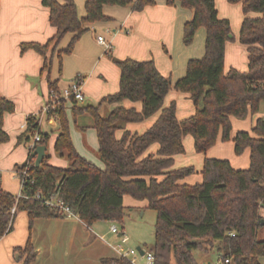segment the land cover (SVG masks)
<instances>
[{"label": "trees", "instance_id": "1", "mask_svg": "<svg viewBox=\"0 0 264 264\" xmlns=\"http://www.w3.org/2000/svg\"><path fill=\"white\" fill-rule=\"evenodd\" d=\"M242 5L244 19L240 29V42L248 52L249 67L246 72L236 70L224 73L225 49L230 39L231 26L220 18L215 0H166L193 12L184 25L183 42L190 45L200 28L206 31L205 54L191 59L186 74L174 84L163 76L154 61L115 60L120 68V89L103 101L110 103L130 100L142 102V111L135 108H116L107 116L100 114L101 105L79 106L73 101L72 114L77 123L84 114L91 116L99 144L101 169L83 158L75 149L70 135L65 103L49 113L60 123L55 151L67 157L69 167L60 168L49 163L46 155L39 167L33 152L38 145L48 142L49 134L40 130V119L27 118L26 144L36 133L40 142L29 150L27 161L17 170L28 167L29 177L17 197L2 188L0 181V239L13 230L18 212H26L29 231L37 218L65 217L58 208H52L34 199L41 190L47 197L56 194L87 226L97 222H119L124 217V196L146 201L157 212L155 264H199L194 251L208 254L216 248L222 255L221 264H261L264 257V239L259 232L264 229V117L258 118L252 134L237 132L234 138L235 153L240 155L250 149L247 169H235L224 159H204L200 174L201 183L186 184L183 180L197 173L194 166L174 169V157L184 152L183 137L194 138L195 149L206 153L214 146L219 131L227 141L231 132V117L244 118L249 110L254 114L264 103V0H227ZM155 4L154 0H87L85 16L80 18L74 0H43L50 10V22L57 29L51 44L44 46L24 44L22 50H54L65 35L73 38L68 46L58 52L62 56L72 53L75 43L88 30V25L107 21L103 7L132 6L141 11ZM49 64L46 63L45 67ZM51 65V64H50ZM57 90L56 83H49ZM175 89L190 95L196 111L182 121L177 119L176 106L162 107L165 96ZM14 104L0 97V145L9 140L3 129L5 113H11ZM161 109L156 122L143 134L125 131L121 138L116 133L121 123L141 122ZM153 144H158L156 154L144 156ZM15 207V214L11 213ZM234 234V235H232ZM22 264H32L37 257L31 235L23 247L14 249ZM102 264H131L125 258H103Z\"/></svg>", "mask_w": 264, "mask_h": 264}, {"label": "crops", "instance_id": "2", "mask_svg": "<svg viewBox=\"0 0 264 264\" xmlns=\"http://www.w3.org/2000/svg\"><path fill=\"white\" fill-rule=\"evenodd\" d=\"M86 1L74 0L80 18L86 14ZM154 1L155 4L157 2V5L147 6L141 11H134L132 6L105 5L103 13L108 20L89 24L88 30L75 43L72 53L63 55L60 64L58 52L68 46L73 38L71 33L64 36L56 50L52 46L42 53L32 48L26 51L22 50L24 44L33 43L40 46L51 44V40L57 33V29L50 22V10L43 5V0H0V97L12 102L15 107L13 112L5 113L3 118V129L9 135V140L0 145V181L5 191L12 192L10 180L18 178L11 172L22 166L29 157L30 151L26 144V138L31 134L27 132V118L39 112L48 101L50 82L56 83L58 91H62L70 85L76 76H83L84 102L92 106L100 104V114L103 117L119 107L135 108L141 112L142 105L139 107L127 99L118 103L103 101L108 96L116 94L120 89L121 72L115 60H152L158 71L171 79L174 84L186 74L189 60L202 56V49L198 48L197 52L188 49L184 53L186 57L182 58L183 55H181L178 60V70L174 65L173 55L169 58L172 64L169 62L163 51L167 53L168 50H172V39L177 32L178 38L183 41L184 25L192 18L193 13L185 10L179 4L170 6L166 0ZM197 35L201 36L203 44L206 38L205 29L200 28ZM97 36H104L111 42L112 49L109 53H105L104 48L98 44ZM152 36H157V38L164 36V40L160 39L156 43L154 39H151ZM189 47L191 48V46ZM158 55H162L161 59ZM46 63L49 64L47 67H45ZM66 104L71 133L74 132L72 130L74 127V133L79 140L82 138L84 141L83 136L89 141L95 142L96 139L99 150L97 133L92 127L93 120H86L87 123L77 120L76 123L72 114L73 103L66 102ZM260 106L264 111V103H261ZM156 120L152 121L149 118L143 123L149 129ZM41 122L42 120L40 125ZM72 123L74 124L72 125ZM140 124L128 122L123 127V123H121L120 129L116 133L117 138H121L125 131L134 134L138 131ZM40 130L42 133L48 134L45 130L42 131L41 126ZM77 131L80 134L79 132L77 134ZM54 136L50 137L48 144L45 145L47 147L46 155L50 157ZM74 147L83 158L89 159L81 142L80 146H77L75 142ZM95 165L101 169L104 168L103 163L102 166L99 163ZM231 165L236 169L232 163ZM200 171L197 172L193 183L190 184L202 182ZM188 178L190 176L186 179ZM19 214L22 218H19L16 223L18 214L16 215L13 230L0 239V264H22L20 259L13 258V254L15 248L23 247L28 241L24 220L27 218L28 225L29 220L26 212ZM261 214L264 216V210ZM101 223L104 222L87 226L78 218H37L30 231L33 245L37 251L36 260L32 264H102L103 258H118L116 247L112 248L117 254H112L101 242L105 236L102 235L98 238V231L104 230ZM18 224H20L19 226L23 225L21 238L16 230ZM261 232H263L262 237L264 238V229ZM85 243L93 246L88 252L83 250ZM217 255L219 256L218 252ZM208 257V254L205 253L201 264L213 263ZM197 262L199 263V261ZM260 263L264 264V257L260 258Z\"/></svg>", "mask_w": 264, "mask_h": 264}, {"label": "rangeland", "instance_id": "3", "mask_svg": "<svg viewBox=\"0 0 264 264\" xmlns=\"http://www.w3.org/2000/svg\"><path fill=\"white\" fill-rule=\"evenodd\" d=\"M155 5H157V2ZM216 8L219 11L220 18L229 20L230 26H231V36L232 37L229 40H227V43H226L224 73L227 74L229 71H232V70H236L238 72H246L248 71V67H249L248 52L245 46L240 42V39H239L240 29H241V25L244 19L242 5L240 3L231 4L227 0H216ZM187 10L189 12H192L190 9H187ZM198 31L195 34L194 40L190 45L184 44L183 41H181L178 38L179 34L177 32L176 36L172 39V45H171L172 50H168L169 52L167 53L163 51V53L167 56L168 59L171 58L172 55L174 56V65L177 67V70L179 67L178 60H180L179 59L180 56L183 55L182 58H185L186 56L184 55V53H186L188 49L195 50V52H197L196 50H198V48L200 50L202 49V56L200 58L204 56L205 39L202 44L201 39H200L201 36L198 37L197 35ZM152 37L153 38L151 39H154L156 43L160 39L164 40V36H161L159 38H157V36L156 37L152 36ZM189 46H191V48ZM158 56L161 59L162 55H158ZM169 62L172 64V61L170 59H169ZM164 64L166 65V61L164 62ZM129 102H133V101L129 100ZM133 103H135L139 107H141L142 105L141 101H136ZM172 103H174L176 106V115L179 121L189 118L191 115H194L196 111L194 102L190 98V95L187 93L181 92V91H177L175 89L170 90L169 93L165 96L162 107L163 108L166 106L169 107ZM44 105L39 110V112H37L36 114H33V116H36L38 119L40 118V121L42 120L40 126L42 127V131L45 130L49 134V139L50 137L55 135L54 142L52 145L50 163L60 168H67L69 167L68 165L69 162L67 160L66 155L62 156L55 151V143H56L57 136L59 134L60 123L58 122V120H56L57 118L49 117V120H47L48 119L47 116H41V112H42ZM78 105L84 106V105H88V103L78 102ZM66 107H67V104L65 105V108ZM260 107L261 106H259L258 112L254 114L249 110L247 116L244 118L231 117L230 118L231 132H230L229 139L227 141H223L222 130H220L214 146L211 147L206 153L197 152L195 149V142H194L193 136L190 134L185 135L183 137L184 152L174 157L173 168L179 169L182 167L194 166L196 171L198 172L203 167L204 159L208 157V158L228 160L233 164L234 167H236V169H247L250 165V149L248 148L245 149L243 153L240 155L236 154L234 138L237 132L239 131H248L252 134V129L255 127L257 119L264 116V111ZM67 112L68 111L66 109V114H68ZM160 112H161V109L155 114L145 118L141 122H129L133 124L142 123L138 126V131L134 132V134H137V133L140 134L142 132L143 133L146 132L148 128H146V125L143 122L149 118L152 119V121L156 120ZM86 120L90 121L92 120V118L87 114H84L78 117V122L87 123ZM73 124L74 123H72V125ZM126 124L127 123H123V127H125ZM72 130L75 132L74 127H72ZM74 132L71 133V130H70V135H71V140H72L73 145L75 146V142H76V145L80 146V142H81V146L84 148V150L86 151V155L89 157L88 160L92 161L95 164L99 163V165L102 166V163L99 159L98 146H97L96 139H95V142L93 140L89 141V139H85V136H83L84 141H82V138L81 140H79L76 137V134ZM78 132L79 131H77V134ZM49 139H48V142H49ZM48 142L45 145H47ZM157 147H158V144L156 145L153 144L151 147L147 149V151L144 153V156H147L150 154H156L158 150ZM16 171L17 170L15 169L11 173L16 174ZM196 176H197V173L193 174L192 176H190V178L185 179L183 183H186V184L193 183V180L195 179ZM201 178L203 180L202 176ZM10 183H11L10 189L12 191L11 193L17 196L19 192L21 191V180L20 179L13 180L11 178ZM123 206H124L123 221L121 223L113 222V224L115 223L118 229L124 231L129 238V241L126 244L122 245V247L124 248V250L129 251L133 249L137 251L138 253H140L138 251V247H140L142 250H152L155 245V226H156V221H157V212L153 209L148 208L146 201L136 200L129 195L124 196ZM19 213L21 212H18V220L16 219L17 221L16 223H18L19 218H22L20 217L21 215ZM24 223L26 225V227L24 228L26 229L27 235L29 237L30 231H29V225H28L27 218H25ZM102 224H103L104 230L102 231L103 233L98 231L99 233L98 238L104 235L105 236L104 240H101L102 244H104V246L108 248V250H110L112 254H117L113 250L112 247L113 246L118 247L121 243H120V239L118 235L110 233L109 229H110V226L112 225V222L107 223L106 221H104V223H101V225ZM19 225L20 224H18V226L16 227V230H17L18 235L21 238L23 225L21 226ZM262 236H263V232L260 231L259 238L264 239ZM92 247H93L92 244L85 243L83 250L85 252H88L92 249ZM17 255L18 254L14 253L13 258H16ZM194 256L196 260L199 261V263L201 264L202 261L204 260L203 258L205 256V253L203 251L196 250L194 251ZM208 256H209L208 258L211 261H213V263L218 262V255H217L216 248L212 249L208 253ZM97 264H100V263H97Z\"/></svg>", "mask_w": 264, "mask_h": 264}, {"label": "built area", "instance_id": "4", "mask_svg": "<svg viewBox=\"0 0 264 264\" xmlns=\"http://www.w3.org/2000/svg\"><path fill=\"white\" fill-rule=\"evenodd\" d=\"M97 42L104 48L105 53H109L111 51L112 44L104 36H97ZM83 85H84V77L78 75L71 81L70 85L67 88L63 89L62 91L51 89L49 92L48 101L46 102V104L42 109L41 116L49 117L50 111L52 109H55L62 102H64L65 104L66 102H73V101L84 102L85 93L83 90ZM40 139H41L40 134L36 133L33 139L31 140V142L27 144L29 150L35 149L36 145L40 142ZM16 176L18 179L21 180V191L19 192L17 197L23 196L28 198L27 196L22 194L23 185L26 182V179L29 177L28 167L17 170ZM59 185L60 182H57L55 187L57 191L56 194L47 197L41 190H38L34 195V199L40 201L42 204L46 206L52 208H58L60 212L63 213L64 216L67 218H78L74 214V212L69 207H67L64 204V201L59 197V193H58ZM11 213L15 214V207L12 208ZM109 230L111 233L119 236L121 244L118 247H116V251L120 258H125L129 260L131 264H155V255L153 250H143L142 254L138 253L133 249L129 251L124 250L122 245L126 244L129 241L127 234L124 231L119 230L115 223L110 226ZM222 260H223L222 255H219L217 263L210 262L207 264H221ZM229 262L230 261L228 259L225 260L226 264H228Z\"/></svg>", "mask_w": 264, "mask_h": 264}, {"label": "water", "instance_id": "5", "mask_svg": "<svg viewBox=\"0 0 264 264\" xmlns=\"http://www.w3.org/2000/svg\"><path fill=\"white\" fill-rule=\"evenodd\" d=\"M232 36L230 35V38ZM46 150L47 147L45 145H38L36 147V149L33 152V157L35 158V165L36 167H39L42 163V161L44 160L45 156H46ZM262 224H264V221H262ZM138 251H140V253H143V250L138 247ZM16 258L19 260V256L17 255Z\"/></svg>", "mask_w": 264, "mask_h": 264}]
</instances>
